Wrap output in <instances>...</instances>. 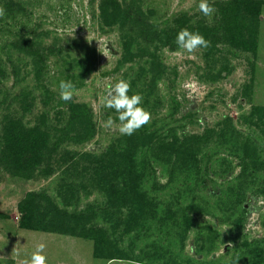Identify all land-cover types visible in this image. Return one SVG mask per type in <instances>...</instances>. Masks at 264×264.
I'll return each mask as SVG.
<instances>
[{"label":"rangeland","instance_id":"1","mask_svg":"<svg viewBox=\"0 0 264 264\" xmlns=\"http://www.w3.org/2000/svg\"><path fill=\"white\" fill-rule=\"evenodd\" d=\"M12 1L24 7L25 17L15 13L14 24L9 29L20 31L35 45L43 47L42 50L49 44H59L61 50L42 62L12 51L11 62L18 76L13 78L7 63L0 82V264H25L40 243L45 244L47 264H156L152 261L153 252L173 256L182 264H251L255 258L254 248L264 252V175L251 183L246 181L250 186L240 207L231 215L233 218L242 215L243 223L236 229L231 228L228 218L232 204L223 194L227 193L240 167L235 155L228 153L229 144L225 142L218 148L212 147L207 157L203 156L199 174L177 170L170 181L167 165L151 163L154 171L145 174L140 189L156 205L152 213L157 217H151L144 225L129 221L130 212L125 206L116 209V204H121L117 193L112 194L105 189V181L94 180L88 174H94L95 169L87 173L80 170L87 160L92 166L96 165L95 159H99L102 166L108 165L114 156L110 147L117 150L129 139L130 135H121L115 127L103 126L109 116L119 124L118 114L114 109L103 108L101 99L106 94V85L120 79L130 82L129 95H142V106L151 113V121L140 129L164 130L175 126L179 131L200 132L227 117L243 135L258 144L264 157L263 129L250 124V120L254 122L256 118L250 117L253 107L260 109L259 117L264 120V7L254 54L222 45H218L222 50L219 53L198 49L189 54L167 47L155 50L154 43L143 42L128 26L123 33L116 25H103L98 16L101 0ZM118 1L122 6L129 3L133 11L139 9L159 28L174 25V20L181 16L190 24L200 22L204 16L198 10L199 0ZM134 28L133 31L137 29ZM5 35L3 40L0 38V44L11 38ZM129 36L131 44L126 41ZM0 54L5 60L6 52L1 53L0 49ZM151 55L161 61L164 72V78L157 80L153 92L143 84L144 79H148ZM122 59L127 61L121 64ZM80 60L90 62V71L81 86L74 88L72 100L89 110L90 126L83 124V127L88 132L93 130V136L78 145L62 143L30 177L11 174L4 168L1 157L4 117L17 118L26 126L47 127L49 132L56 133L66 122L65 117L57 114L61 110L57 103H65L59 98L58 85L61 80H67V72H76L74 64ZM147 94L150 95L146 98ZM156 97L159 98L157 103L154 102ZM146 99L148 102H144ZM62 113H66V108ZM42 114H45L43 122ZM138 151L134 156L136 160L140 159L144 148ZM86 154L83 160L81 156ZM72 156L76 158L74 162ZM105 170L117 172L114 168ZM154 182L164 187L154 188ZM114 188L117 191L125 187ZM29 192L36 193V214H44L47 220L43 221L55 223L64 218L77 230L82 226L104 227L117 249L127 251L134 260L95 258L93 240L65 233L66 229L61 226L58 228L64 233L20 228L18 203ZM54 206L66 214L57 213ZM167 206L178 215L188 206H197V212L193 213L196 224L188 231L183 245L177 229L165 217ZM136 207L138 205L132 203L134 211ZM73 212L84 217L73 220L70 218ZM198 232L202 236L209 235L210 250L198 248ZM156 259L163 261L165 257Z\"/></svg>","mask_w":264,"mask_h":264},{"label":"trees","instance_id":"2","mask_svg":"<svg viewBox=\"0 0 264 264\" xmlns=\"http://www.w3.org/2000/svg\"><path fill=\"white\" fill-rule=\"evenodd\" d=\"M209 3L215 8V12L210 18L203 16L200 18V22L190 24V21L181 16L174 20V25L168 24L163 28H159L156 24L149 22L147 16L143 15L139 9L133 11L129 3L122 6L118 0H101L98 6V16L103 25L108 27L116 25L123 33H125L128 26L129 30L138 33L139 38L143 42L147 44L154 43L156 46L155 50L162 47H167L171 51L179 49L175 43L176 34L180 29L188 28L191 31H198L210 41V46L206 48L207 53L222 52L221 48L218 47V45H222L236 51L254 54L258 46L259 24L264 0H209ZM0 6L5 9L4 16L0 17V38L3 40L2 37L6 36L5 34L11 36V38L2 41V44H0L1 53L3 51L6 52L5 60L1 58L0 54L1 82L7 63L12 69L10 73L13 78L16 79L18 76V72L11 62L12 51L33 56L36 61L42 62L47 56L59 53L61 47H58L59 44H49L46 50H42L43 47L40 48L35 45L33 40L25 37L20 31L9 29V26L14 24L15 13L24 16L25 9L21 4L12 0H0ZM133 27L137 29L133 31ZM126 41L131 44V37L129 36ZM126 61V59H122L121 64ZM89 63L81 60L76 62L74 64L77 68L76 72L74 70L67 72L66 81H71L75 87L81 86L90 71ZM162 67L161 61L151 55L147 68L148 79H144L143 82L145 87L150 89V92L155 89L157 80L164 78ZM39 70H37V76ZM133 83L131 82V85ZM46 92H48V89ZM148 95L150 94L145 95V97L147 98ZM158 100L159 98H154L155 103ZM144 102H148L147 99ZM57 106L61 108L57 114L65 117L66 122L62 128H58L56 133L53 134L48 131L47 127L43 129L26 126L17 118L4 117L1 132L3 142L1 157L5 162L4 168L11 174L30 177L50 157L52 151H55L62 143L72 142L74 145H78L91 139L93 130L90 129L88 132L83 127V124L90 126L91 123V114L89 110L85 109V105L70 100L62 104L57 103ZM63 108H66L65 114L62 113ZM174 108L177 109L176 106ZM173 113L175 114L176 111ZM260 113L261 111L258 107H253L250 117L251 119L256 117L255 121L259 123L250 120V124H257L258 127L263 129L264 133V120L260 118ZM44 116L45 114L41 115L42 122L44 121ZM236 127L230 118L226 117L218 121L215 126L206 127L200 132H188L183 129L179 131L175 126H169L164 130L156 128L152 130L139 129L127 137L129 138L126 140L127 143L119 145L118 147L120 148H117V150L113 146L110 147V151L114 153V156L113 161L109 162L108 165L102 166L100 160L95 159L96 165L92 166L89 160L83 161L87 158L85 156H88L86 154L81 156V158L84 157L82 161L83 163L86 162V164L81 166L80 170L87 173L86 171L95 169L94 174L96 176L93 172L88 174L93 176L94 180L105 181V189L112 194L113 192L117 193V200L121 204H116V209L119 210L125 206L130 212L129 221L136 224L140 222V224L144 225L148 223L151 217L153 219L157 217L153 214L156 205H153L152 199L145 191L140 189V183H142L145 174H151L154 171L151 163L155 161L156 163L167 165L170 181L177 170L199 174L203 156L207 157L212 147L218 148L225 142L229 144V147L227 146L228 153L235 155L240 167L236 177L228 185L227 193L223 194L227 197V201L232 204L228 221L231 228L236 229L242 225L243 216L240 215L233 218L231 215H234L235 209L240 207V201H242L246 189L250 186L249 184L246 185V181L251 183L257 177L264 175V157L260 154L258 144L251 141L248 136L243 135ZM142 148H144V152L140 154V159L136 160L138 158H134V156ZM74 159H76L75 156L72 159L73 162ZM116 161L118 162L116 163ZM117 164H119V167H117ZM108 168L116 169V174H114L113 170L107 172L105 169ZM97 170L99 174H97ZM117 176L118 180H114ZM153 185L154 188L164 187V185H159L156 182ZM117 186H124L125 188L116 191L114 187ZM35 196L36 193H26L25 197L18 203L20 228L43 229L46 232L64 233L63 229L60 230L58 228L61 226L66 229L65 233L93 240V245H95L92 249V255L95 258L134 260L127 251L117 249L115 243L112 242L110 234L104 227L90 226V228H85V226H82L77 230L70 221H66L64 218L56 220L57 222L55 223L43 221L45 219L44 214H39L38 216L36 214ZM132 203L138 205L135 211L132 208ZM196 207L188 206L187 210L182 209L179 215L175 214L171 207L167 206L164 209V212H166L165 217H168L166 219L171 220V225L177 229L176 231L180 235L181 245L184 244L188 231L196 224L193 214L197 212ZM138 208L140 211H138ZM54 210L57 213L66 214L65 211H59L56 206H54ZM58 215L61 216L60 214ZM83 217V214L76 212L71 213L70 216L73 220ZM131 222L128 224L131 225ZM67 230L71 232H67ZM200 233L198 232L196 236L198 248L210 250L212 242H208L210 239L209 235L202 236ZM253 252L255 258L251 264H264V252L257 248H254ZM152 256L154 257L152 261L156 264H182L177 262V259L173 256L160 255L158 252H153ZM157 256L165 257V260L159 261L156 259Z\"/></svg>","mask_w":264,"mask_h":264},{"label":"clouds","instance_id":"3","mask_svg":"<svg viewBox=\"0 0 264 264\" xmlns=\"http://www.w3.org/2000/svg\"><path fill=\"white\" fill-rule=\"evenodd\" d=\"M198 10L205 16L211 17L215 8L209 0H199ZM5 9L0 6V17L4 16ZM175 43L179 49L191 54L198 49H206L210 46L207 40L198 31H191L182 28L175 37ZM106 53L108 49L105 47ZM106 53H103L106 56ZM59 98L65 102L72 100L74 95V84L71 81L61 80L58 85ZM131 91L130 82L120 79L114 84L109 82L106 85V94L101 99V106L105 109H114L119 124L109 116L103 126L107 129L116 128L121 135H132L144 125L151 121V113L142 106L143 97L139 93L129 95ZM45 244L40 243L25 261V264H47V257L44 254Z\"/></svg>","mask_w":264,"mask_h":264}]
</instances>
